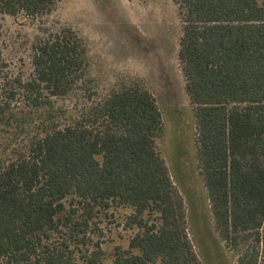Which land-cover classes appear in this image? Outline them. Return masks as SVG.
<instances>
[{
  "label": "trees",
  "instance_id": "obj_1",
  "mask_svg": "<svg viewBox=\"0 0 264 264\" xmlns=\"http://www.w3.org/2000/svg\"><path fill=\"white\" fill-rule=\"evenodd\" d=\"M57 0H0L39 18ZM177 57L216 233L238 264L264 262V0H174ZM69 27L33 46L29 77L0 51V264H203L158 147L159 106L138 82L101 96ZM72 102L58 104L55 97ZM52 99V100H51ZM132 233L101 244L108 212Z\"/></svg>",
  "mask_w": 264,
  "mask_h": 264
},
{
  "label": "rangeland",
  "instance_id": "obj_2",
  "mask_svg": "<svg viewBox=\"0 0 264 264\" xmlns=\"http://www.w3.org/2000/svg\"><path fill=\"white\" fill-rule=\"evenodd\" d=\"M62 27L83 38L91 80L87 84L97 96L119 83L138 82L151 91L163 121L158 147L183 198L195 252L203 264H238L216 233L199 167L193 106L177 57L181 23L174 0H57L50 13L35 19L0 14L5 74L29 77L34 44ZM72 99L53 98L63 105ZM101 226V244L108 249L125 244L133 231L118 210L108 212ZM258 264H264L263 258Z\"/></svg>",
  "mask_w": 264,
  "mask_h": 264
}]
</instances>
